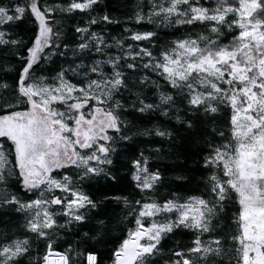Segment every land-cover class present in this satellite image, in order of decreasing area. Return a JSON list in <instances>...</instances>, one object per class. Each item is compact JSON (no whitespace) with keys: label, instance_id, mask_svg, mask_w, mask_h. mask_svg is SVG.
Returning a JSON list of instances; mask_svg holds the SVG:
<instances>
[{"label":"snow or ice","instance_id":"snow-or-ice-1","mask_svg":"<svg viewBox=\"0 0 264 264\" xmlns=\"http://www.w3.org/2000/svg\"><path fill=\"white\" fill-rule=\"evenodd\" d=\"M100 3L0 0V73H17L14 87L0 77V138L10 142L7 152L0 144V212L23 216L26 234L22 239L0 238V264H25V258L27 264H102L95 245L110 242L113 218L98 210L109 198H94L84 184L100 178L118 181L112 168L117 138L131 139L126 134L130 122L124 117L157 111L171 117L184 105L191 115L177 114L176 121L185 130L196 129L192 135L212 137L203 161L209 171L205 190L162 202L152 198L148 194L163 177L149 170L148 158L141 153L131 161V179L141 199L111 198L123 204V219L116 222L134 226L112 248L109 264H160L161 259L163 264H264V0L137 4L136 24L199 25L208 33L175 39L158 56L141 43L151 42L154 31L125 28L128 35L112 42L104 30L93 31V26L119 23L108 14L91 15ZM76 12L88 14V19L72 29L75 41H64L55 14ZM26 19L35 26L30 43L15 33V26ZM9 57L19 67L8 66ZM54 58L63 64L54 76L43 75V65L55 64ZM141 69L144 74L137 76ZM148 73L170 89L160 91L158 102L133 91L150 83L159 88ZM75 77L81 79L73 82ZM222 106L230 109L227 133L216 127ZM202 125H212L211 131ZM138 134L151 135L153 130ZM154 134L172 136L161 128ZM217 136L222 143L213 142ZM10 155L14 161L8 167ZM67 168L78 170L75 179L54 175ZM12 177L18 192L35 198L22 199L9 191ZM233 193L239 205L232 221L235 231L221 239L212 233ZM85 225L89 227L79 235ZM180 229L193 233L190 246L177 242L164 256L163 241ZM69 232L78 241L60 251L57 240ZM33 239L43 244L42 254L38 250L33 256ZM228 241L231 248L225 247Z\"/></svg>","mask_w":264,"mask_h":264},{"label":"trees","instance_id":"trees-1","mask_svg":"<svg viewBox=\"0 0 264 264\" xmlns=\"http://www.w3.org/2000/svg\"><path fill=\"white\" fill-rule=\"evenodd\" d=\"M5 4L9 3V0H3ZM46 3L55 5L63 4L66 0H45ZM147 0H101L98 7L91 13L92 16H100L104 14L110 15L113 20L119 21L118 24L93 26V31L100 32L104 30L106 39L112 42V38H123L128 35L124 31L125 28L131 31H154L156 36L153 37L151 42L143 41L141 42L144 46L148 47L155 56L172 41L178 38H183L185 36H191L196 38V36L201 33L207 35L208 33L199 25L196 26H181V27H169L156 24H149L145 22L141 24H136L134 19V11L136 10L137 4H146ZM148 8L144 7V14L147 15ZM55 19L58 21V27L62 32L61 39L64 41H75L76 34L72 29L76 25L83 26L87 19L88 14L85 13H72L71 15L56 13ZM35 26L29 20L26 19L23 22L18 23L15 26V33L19 35V38L23 39L26 43H30L34 36ZM230 39V37L228 38ZM127 43H133L132 41H127ZM227 43V39L225 40ZM113 53L117 50L112 49ZM56 59V58H54ZM5 63L12 67L13 69L19 67L14 57H9ZM63 64L62 59H56V63L43 65L45 71L42 73L46 76H54L55 72L59 70V67ZM67 66V65H64ZM143 69H141L138 75L144 74ZM152 80H155L159 84V88L151 83L140 89H133V91H141L145 96L149 98V102H158V96L160 91H170L169 87L159 78L153 74L148 73ZM71 76V74H69ZM0 77L7 81V83L14 87L17 73L15 70L0 73ZM80 77L73 78V82L79 81ZM136 77H130V80H135ZM186 105L181 106L179 113L172 112L171 117H165L160 114V112L153 113H134L131 116L124 117L130 124L129 127L131 131L126 134L131 137L128 141L119 140L117 138V143L115 147L117 148V153L113 156L115 163L112 165L113 173L118 177V181L113 183L111 181H106L102 178L93 180L91 182H86L83 186L84 191L89 195L93 196L98 200H104V197L109 199L104 200L103 206L98 210L105 214V218H113V222L110 224L112 231L110 233L111 239L107 244L95 245L101 252L102 264H109V256L112 248L119 243V240L125 235L126 229L128 227H133L134 224L131 222L117 223V220H122L123 216V204H117L112 197H124L127 196L130 200L135 201L141 199L142 194L135 188L134 182L131 179L132 168L131 161L138 158L141 153L144 157L148 158L149 170L152 172L159 171L163 179L157 188L149 193L152 198L159 201H163L168 198H186L192 195H201L204 192V180L209 175V171L203 167L204 157L207 154L208 146L207 141L212 140L211 136H202L200 133L192 135L196 132V129L185 130L175 119L176 115L179 114L182 117L185 115H191L190 113H185L184 109ZM230 117V109L226 107H221V111L218 114V120L216 122V127L224 130L226 133L228 131V119ZM207 127L209 131L212 129V125L201 126ZM155 128H161L163 130L172 133L171 137H159L154 134ZM145 129L153 130L151 135H141ZM111 134V133H110ZM214 143H222L223 141L220 137H216L213 140ZM0 144L4 145L5 151H10V142L6 141L4 138L0 139ZM14 161V156H9V165L12 166ZM77 169L67 168L60 169L54 172V175L59 178L63 175H69L75 179ZM178 177H185V179H177ZM3 187V186H0ZM18 184L15 182V178L9 179V188L11 192H18ZM22 199L32 198L34 196H25L22 192H18ZM59 194V193H57ZM239 205L235 200V194H232V199L227 205L225 212L221 213V217L218 222V227L212 235L219 233L221 239H225L230 236L232 232L235 231V225L233 224V218L238 213ZM131 221V218H129ZM23 224V216L16 214L14 212L8 215H3L0 212V238L7 235L13 238H24L26 235L21 227ZM89 225H85L80 229L79 235L83 234V231L87 230ZM31 237V234H27ZM205 240L209 238V234H205L203 237ZM192 239H194L193 233L180 229L177 230L173 235L169 236L165 241H163V255L167 256L170 249L176 247L177 242L181 246H190ZM78 241V236L72 232L61 234L60 238L57 240V247L60 251H64L69 244L75 246ZM89 243H93L90 241ZM225 247L231 248V243L228 241ZM43 253V244L35 241L32 242V253L33 256L37 255V251ZM25 264H27V258H25ZM160 264H163V260H160ZM225 264L228 261L225 260Z\"/></svg>","mask_w":264,"mask_h":264},{"label":"rangeland","instance_id":"rangeland-1","mask_svg":"<svg viewBox=\"0 0 264 264\" xmlns=\"http://www.w3.org/2000/svg\"><path fill=\"white\" fill-rule=\"evenodd\" d=\"M0 139H2V138H0Z\"/></svg>","mask_w":264,"mask_h":264}]
</instances>
